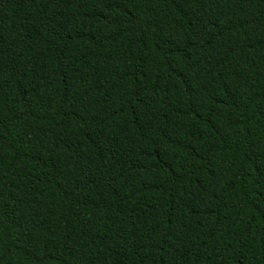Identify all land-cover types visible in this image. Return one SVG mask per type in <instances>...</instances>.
Masks as SVG:
<instances>
[{
    "label": "trees",
    "instance_id": "16d2710c",
    "mask_svg": "<svg viewBox=\"0 0 264 264\" xmlns=\"http://www.w3.org/2000/svg\"><path fill=\"white\" fill-rule=\"evenodd\" d=\"M0 264H264V0H0Z\"/></svg>",
    "mask_w": 264,
    "mask_h": 264
}]
</instances>
